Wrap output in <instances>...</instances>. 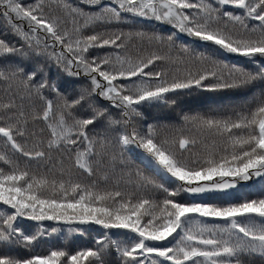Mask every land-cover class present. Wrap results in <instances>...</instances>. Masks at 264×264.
Returning a JSON list of instances; mask_svg holds the SVG:
<instances>
[{
    "label": "snow or ice",
    "instance_id": "6c2138e0",
    "mask_svg": "<svg viewBox=\"0 0 264 264\" xmlns=\"http://www.w3.org/2000/svg\"><path fill=\"white\" fill-rule=\"evenodd\" d=\"M85 2L97 10L61 0L56 7L84 18L85 28L131 24L130 15L173 31L84 35L44 0H0V15L22 41L0 38V139L26 159L22 166L0 152L8 166L0 167V202L8 206L0 210V264H264V195L249 198L243 189L253 186L242 184L256 180L264 193V0ZM181 34L193 39L174 56ZM133 36L168 51L130 56ZM105 47L113 50L89 54ZM81 75L86 83L63 78ZM198 93L220 95L204 97L206 111L184 113L179 127L147 122L148 110L180 108ZM41 120L46 138L29 127ZM135 150L163 183L128 170L126 153ZM53 153H70L90 182L74 180L70 169L57 180L30 168ZM121 183L151 186L163 199L122 191ZM23 218L75 225L68 233L79 236L92 225L107 231L94 248L19 256V246L30 251L46 232L61 231L41 223L31 233V225L17 223Z\"/></svg>",
    "mask_w": 264,
    "mask_h": 264
},
{
    "label": "trees",
    "instance_id": "16d2710c",
    "mask_svg": "<svg viewBox=\"0 0 264 264\" xmlns=\"http://www.w3.org/2000/svg\"><path fill=\"white\" fill-rule=\"evenodd\" d=\"M24 4H34L38 2V0H21ZM46 4L52 5V10L55 14L60 15L64 17L65 19V27L68 29H73L74 27H80L81 32L84 35L93 34L95 32H102V31H115L117 28L124 31L125 33L131 31L133 33L135 32H145L148 34L152 33H160L167 35L170 31H173L170 26L163 25L161 22L155 21V20H145L144 18H138V17H131L129 15V19H132L134 22L131 24H120V25H110V26H103V25H90L89 27L85 28L83 27L84 18L82 17H68L66 15V12L62 8L56 7V0H44ZM62 3H69L74 8L82 9L84 12H94L97 10L96 7L88 5L85 0H61ZM112 0H104L105 4L111 3ZM73 19H75L76 23L73 24ZM13 23L15 24H22L25 31H27V22H21L20 20L13 19ZM4 35H7L8 39L17 45H19L22 41H20L19 37L15 34V32L11 29V26L8 24L6 19L3 17V15H0V38H2ZM182 40H178L176 42L177 47L173 49L172 54L180 55L179 47L178 45L181 42H191L193 38L187 37L184 34H181ZM59 45H57V49H59ZM159 48L158 45L155 44V42H149L147 37L141 39L133 36L131 41H129L127 46V53L130 56L136 57L139 54H147L148 52H151L153 50H157ZM113 49L110 47L105 48H90L89 54H95L97 56H103L107 54L108 52L112 51ZM162 54L167 53V48H159ZM203 50V49H200ZM123 55L124 53L121 52ZM228 56V58L231 60V62L236 63L239 62L241 58H238L235 56V54H225ZM91 58V55L90 57ZM158 67L164 68L168 67V65L159 64ZM145 71H148L147 69ZM58 73V69L55 67L51 68L50 76L52 79H55L56 75ZM66 80L77 82V83H86V78L81 75L79 78L75 77H63ZM102 79V78H101ZM6 86L3 84H0V95H3L4 88ZM45 95L48 96L49 93L45 92ZM220 94H211V93H204V94H195L191 97H186L185 102L182 104L180 108L175 107H167V108H160V109H152L148 110L145 115L147 116V122L152 124H172L176 126L182 125V115L184 113L187 114H195L197 112H204L206 111L205 106L201 103V100L204 99V97H211V96H219ZM106 103V101H105ZM140 127H143V122H140ZM30 129H33L37 131L39 134V129H44L43 136L46 138L48 136V130L46 127V122L44 121H37L35 124L29 125ZM139 150H135L133 152L126 153V159L128 160V170H131L133 172L140 171L142 175L147 176L157 182L163 183V181L160 180V178L155 174L154 171H152L150 168L146 167L144 163L141 162V160L138 158V155L136 154ZM0 152H5L7 155L11 156L13 159H18L23 166L26 162V159L19 154H13L10 147H6L4 144V141L0 139ZM71 156L70 153H53L52 158L48 162H42L40 165H37L36 162H30V168L33 171H38L40 174L47 175L50 179H67V171L70 169L72 172V178L74 180H81L82 182H90L91 178L87 177L85 174L81 172V170H78L74 167H72V160L69 158ZM62 161V163H61ZM0 167H3L5 171H8V166L4 164L3 161H0ZM64 170L65 174L61 176V171ZM127 177H125L126 179ZM135 179V177H134ZM242 184L245 185H252L253 187L250 188H244L245 194L249 198H259L264 193H261L258 190V182L256 180L248 181V182H242ZM111 186V181H110ZM165 186H168L167 184ZM122 191H128V192H135L138 196H148L150 198H156V199H163V194L155 191L151 186H147L145 188H136L135 185H125L124 183H121L120 185ZM238 189L241 188V185L237 186ZM230 191H237L236 189H232ZM8 206H2V202H0V210H6ZM17 223H23L27 225H31V233H35L37 231V225L41 224L45 229L48 228L49 225L59 227L61 231L59 233H51L48 234L47 232L45 235L36 241L33 245H31L30 251L25 249L23 246H19L17 250L13 253L14 255L19 256H30L35 254L44 255L47 254L50 250H55L57 248H65L71 251L75 250H81L85 247H95V240L98 238H102L101 233L107 230L102 229V226L99 225H92L91 230L89 233H86L84 236H79V234H69L68 228L69 227H75V225H69L65 224L63 222H57V221H31L27 218L18 219ZM88 227V226H84ZM117 231H124V230H117L113 229L112 232ZM175 235V233L173 234ZM67 237V239H65ZM172 238L169 237V240ZM160 243V242H158ZM162 243H167V241H164Z\"/></svg>",
    "mask_w": 264,
    "mask_h": 264
}]
</instances>
